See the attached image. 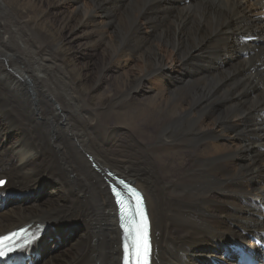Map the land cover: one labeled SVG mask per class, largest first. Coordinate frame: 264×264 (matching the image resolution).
Listing matches in <instances>:
<instances>
[{
	"label": "bare ground",
	"instance_id": "obj_1",
	"mask_svg": "<svg viewBox=\"0 0 264 264\" xmlns=\"http://www.w3.org/2000/svg\"><path fill=\"white\" fill-rule=\"evenodd\" d=\"M263 91L264 0H0V235L35 237L9 264H121L111 170L143 194L152 264L257 255Z\"/></svg>",
	"mask_w": 264,
	"mask_h": 264
},
{
	"label": "snow or ice",
	"instance_id": "obj_2",
	"mask_svg": "<svg viewBox=\"0 0 264 264\" xmlns=\"http://www.w3.org/2000/svg\"><path fill=\"white\" fill-rule=\"evenodd\" d=\"M123 183V182H121ZM6 185V181L0 179V188H3ZM113 193H116L115 189H113ZM125 219L124 216L121 217L123 221ZM121 227L125 230L126 234L129 235L132 239L131 247L135 249L136 254L139 256L141 252L147 255L148 251V238H147V224H146V214L143 210L137 209L132 216L128 217V223L125 225L121 223ZM13 236L15 233L12 234ZM3 239H9V237H4ZM2 239H0V243H2ZM129 249V245L125 244V252L127 253ZM4 253L0 250V256ZM144 264H147V260L145 259Z\"/></svg>",
	"mask_w": 264,
	"mask_h": 264
},
{
	"label": "rangeland",
	"instance_id": "obj_3",
	"mask_svg": "<svg viewBox=\"0 0 264 264\" xmlns=\"http://www.w3.org/2000/svg\"><path fill=\"white\" fill-rule=\"evenodd\" d=\"M183 3H186L187 4V1L183 2ZM254 41L255 39H251L250 41L246 42L247 44H254ZM76 48V49H75ZM73 52V53H72ZM79 53V54H77ZM92 52H88L89 55H91ZM71 54L75 55L77 58L81 57L82 54L80 52V49H79V52H78V46L77 45H73L72 46V51H71ZM264 92V91H263ZM89 159V158H88ZM91 162V161H90ZM110 172H113L115 173L116 175L118 176H121L119 173L111 170ZM247 185H245L243 187V191L244 190H247ZM245 192V191H244ZM50 196L48 194H43L42 195V198H41V201H44L45 204L47 205H50ZM21 201H24L23 200H19V204ZM23 203V202H22ZM18 203H10V204H7L6 206L3 205L1 208H0V211H4V210H7L9 209V207L11 206H14V205H17ZM28 202L26 201L25 203H23V205H27ZM4 207V208H3ZM261 212V211H260ZM75 239V236L73 234H70V235H60L58 238H55V237H52L49 239L48 243H47V250L50 249V254L51 255H59L60 257H63L64 258H68L71 254H72V251L70 250H67L68 249V246L74 241ZM65 253V254H64ZM64 254V255H63ZM57 256V257H59ZM62 259V258H61ZM209 262H210V259H208ZM221 263V262H220ZM222 264V263H221Z\"/></svg>",
	"mask_w": 264,
	"mask_h": 264
}]
</instances>
